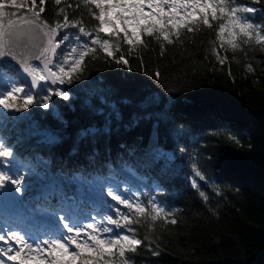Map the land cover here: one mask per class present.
<instances>
[{
    "label": "trees",
    "instance_id": "1",
    "mask_svg": "<svg viewBox=\"0 0 264 264\" xmlns=\"http://www.w3.org/2000/svg\"><path fill=\"white\" fill-rule=\"evenodd\" d=\"M23 4L31 7L32 0ZM235 5L253 7L242 15L264 34V0H235ZM41 6L35 0V9ZM43 7L51 24L67 15L77 25L60 29L72 40L61 48L89 47L63 84L31 89L34 102L27 108L22 93L9 101L17 107L0 105V136L13 152L0 157V171L22 177L23 185L19 193L0 188V208L6 209L0 223L51 241L52 226L87 223L92 214L101 229L142 241L135 252L126 247L124 259L134 257L132 264H264V44L255 43V33L248 44L238 38L241 47L233 50L226 31L221 45L217 31L224 19L217 12L216 20L209 15L211 28L201 22L190 25L192 31L183 23L171 30L169 44L162 36L156 39L159 33L142 31L147 21H141L140 28L126 29L136 34L132 44L125 42V27H108L119 37L99 32L101 40H109V55L91 44L99 26L91 0H45ZM202 19L199 10L190 17ZM79 26L92 35L81 33L75 40ZM12 86L29 87L6 70L0 91ZM117 187L131 202L148 209L155 202L171 215L155 221L137 215L107 195ZM122 215L140 220L129 225L134 232L107 220L112 216L123 225ZM12 247L9 255L22 245ZM104 250L113 253L105 257L109 264H121L118 245ZM26 254L37 255L35 245L31 253L27 248L20 253ZM81 255L92 259L95 253L85 249ZM45 257L49 264L52 257L47 252ZM0 259L19 264L3 253Z\"/></svg>",
    "mask_w": 264,
    "mask_h": 264
},
{
    "label": "snow or ice",
    "instance_id": "2",
    "mask_svg": "<svg viewBox=\"0 0 264 264\" xmlns=\"http://www.w3.org/2000/svg\"><path fill=\"white\" fill-rule=\"evenodd\" d=\"M45 0H40L42 5L39 11H33L35 8V0H32L31 8L28 11H20L21 9L27 8L28 6L22 3H17L16 0H0V79H3L7 71H13L15 68L16 57H21V62L23 63V72L28 73L31 77L30 85L28 90L25 91L24 87L12 86L4 91H0V105L4 108L17 107L15 103H10L9 101H15L19 94H23V107L27 108L29 104L34 102V98L31 92V87L39 85L41 88L46 87L45 85H40V81H50L52 84L65 82L66 77H71V73L77 69V67L83 62L85 55L87 54L88 44L81 46V51L77 52L76 47L69 48L65 51L61 48L62 44L65 42L71 43L69 33H60V29H67L69 27L77 28L76 23L70 22L67 15H64L62 21H56L55 26L48 24V21L42 17V13L45 12L43 7ZM59 4L60 0H55ZM91 3L99 10V14H93L94 18L99 22L97 36L92 39L91 44H99L100 48L107 52L109 55V40L100 39L99 32H104L106 36H117L119 37V32L113 31L111 33L107 32V27L116 29L120 23L125 25L124 29V39L126 43H133V33L129 35L126 30L129 25V18H126L124 11L131 12L130 20L135 24L137 28L141 27V21H147L143 24L142 31L148 35H153L159 33L156 36L157 40H160L161 36L163 40L171 44L173 41L170 39V31L173 29H178L183 23L188 28V31H192L193 28L190 26L193 23L199 24L202 22L203 25L211 28L212 23L210 22L209 15H211L212 20H216L217 12L220 13L221 18L224 22L218 25L217 38L221 40V45H223L224 34L227 31L229 39L227 43L231 46L233 50L241 47V44L237 43V39L240 38L244 44L251 43L253 40V34L255 33V43L264 44V34L256 29L253 24L248 21L251 19L250 16L242 15L243 13H252L254 11L253 7H237L235 5V0H229L228 3L225 0H218V3L214 4L212 0H137L135 3H126L124 0H91ZM121 9V12L116 15L115 18L111 17L109 13L113 9ZM159 12H156V9ZM179 10H183V15ZM199 10V13L203 15L202 21L193 22L190 17L193 13ZM210 10V12H209ZM61 12L63 9L60 10ZM17 17L18 19H14ZM107 17V18H106ZM179 17V19H177ZM22 18V19H19ZM5 24H7V31L5 29ZM171 25V29L168 26ZM33 33L42 32L43 38L46 39V43H42L41 50L38 54H34V59L39 61L43 57V70L38 66H32L27 60L23 59L22 53H19L17 49L24 48L29 45L31 36L28 30ZM92 35L90 32H85L83 26L78 27V31L74 34V39L79 41L81 39L80 34ZM59 36V39L57 37ZM177 38L179 37V32L176 33ZM246 38V39H244ZM138 39V37H137ZM61 48L59 55L63 58L61 63L57 64L56 67L58 71H53L49 65L53 63V57L57 56V49ZM118 48V45H117ZM215 51V49H214ZM71 58V63L69 59ZM219 58V57H218ZM123 60V57H120ZM118 60L117 62H120ZM223 63V60L220 61ZM68 69L66 71L65 66ZM250 67V66H249ZM155 75L159 76L160 73L157 71ZM57 95L68 99V95L65 91L58 90ZM45 108L48 107L47 103L43 105ZM10 146H6L2 139H0V157H12L13 152L9 151ZM195 176L199 177L201 180L204 179L200 171L195 172ZM22 177L9 175L6 176L3 171H0V188L6 189L8 192H22L23 185L21 184ZM193 186H197L195 179L192 180ZM119 193V188L113 191L111 188L108 190L107 195L113 200L117 201L119 204L124 205L127 209L133 210L139 216H146L150 218L151 221H155L158 217L163 216L167 218L171 215V211H166L164 207L160 206L158 203L152 202L151 209L146 208L140 203H133L129 198H126ZM201 196H205L204 192H200ZM121 219L124 221L122 225L120 221L114 220L112 216H108L107 220L109 223L116 225L117 228L126 229L127 232L132 233L135 229L129 227L132 223H140V220L133 221L128 215H122ZM171 223L175 224L176 220L172 219ZM87 228L92 229L93 232L99 233H110L108 238H101L99 235H94L93 233H86V239L82 242L78 240L82 228H76L75 236L64 237L63 234L56 239L51 241L42 240L35 241L33 243H28L25 235H22L19 231L13 229H5L0 227V241H6V238L11 239L16 244L22 245V247L15 250V255H9L13 251L11 244H8L7 248L0 247V253H3L9 261H19V264H32L35 260L38 264H44V259H42L43 253H49L52 257L49 264H75L76 261H80V264H109V261L105 257H111L113 253L105 252L104 246L112 245L119 246L118 255L121 260V264H132L133 258H125L126 247L135 252L136 245L141 244V240L135 238V236H130L127 234H122L113 228H96L92 224H88ZM74 229L69 227L68 232H73ZM33 245H35V252L37 255L32 256L26 254L25 257H21L20 253L24 251L25 248L29 250V253L33 251ZM47 245L48 247H44ZM74 245V247H72ZM72 250L69 251V248ZM88 249L90 252L95 253L92 259L84 256L81 253ZM59 253V255H57ZM67 257V259H65ZM0 264H5V261L0 259Z\"/></svg>",
    "mask_w": 264,
    "mask_h": 264
},
{
    "label": "rangeland",
    "instance_id": "3",
    "mask_svg": "<svg viewBox=\"0 0 264 264\" xmlns=\"http://www.w3.org/2000/svg\"><path fill=\"white\" fill-rule=\"evenodd\" d=\"M16 2L17 3H22L23 4V2H24V0H16ZM124 2H126V3H129V4H131V3H135V2H137V0H124ZM26 5V4H25ZM28 6V5H27ZM121 12V9H119V8H117V9H113L111 12H110V14H111V16L113 17V18H115L116 17V15L117 14H119ZM254 12V11H253ZM131 12H128V11H124V15L126 16V18H129V25H128V27L127 28H129V29H132V28H134L135 27V24L130 20V16H131ZM118 27L119 28H123V27H125V25L123 24V23H120L119 25H118ZM107 31L109 30V28L107 27V29H106ZM33 66H38V67H40V69L41 70H43V68H42V66L41 65H39V64H37V63H33L32 64ZM0 139H2V137L0 136ZM3 140V139H2ZM113 191H115L114 189H113ZM94 203V205H96L95 204V202H93ZM0 211L1 212H3V213H6V209L5 208H0ZM61 216H63L64 217V215L63 214H61ZM89 221L87 222V223H85V222H80V223H78L77 225H70L68 222H66V221H62L61 222V228L59 227H57V226H52L51 227V229L54 231V238L53 239H56V238H59L62 234H63V236L64 237H69V236H75L76 235V232H75V229L76 228H82L83 229V231L81 232V234H80V236L78 237V238H80L81 240H84V239H86L87 237H86V233H93L94 235H95V233H99V232H93V230L92 229H89V228H87V225L88 224H92L94 227H96V228H101V223H99L97 220H96V218H95V216L94 215H90L89 216ZM0 227H4L5 229H11V226L10 227H6V226H3L1 223H0ZM69 227H71V228H73L74 229V231L73 232H68V228ZM17 231H19V230H17ZM22 235H25V237L27 238V233H24L23 231H19ZM101 235H103V237L104 238H108L111 234L110 233H100ZM34 237H36V240L39 242V241H41V238L40 237H38V236H36V235H33ZM27 240V239H26ZM8 244H11L12 246H14V247H16V243L14 242V241H12L11 239H8V238H6V241H0V247H4V248H6L7 246H8ZM73 247V246H72ZM72 247H70L69 248V251H71L72 250ZM44 261H47V259H44Z\"/></svg>",
    "mask_w": 264,
    "mask_h": 264
},
{
    "label": "water",
    "instance_id": "4",
    "mask_svg": "<svg viewBox=\"0 0 264 264\" xmlns=\"http://www.w3.org/2000/svg\"><path fill=\"white\" fill-rule=\"evenodd\" d=\"M28 8H31V7L28 6L27 8L21 9L20 11H28ZM32 10L33 11H39V10H37L35 8L32 9ZM42 17L44 19H46L43 15H42ZM14 19H18V18L14 17ZM19 19H22V18H19ZM48 24L51 25V26H55V25L51 24L49 21H48ZM5 29H6V31L8 30L7 29V24H5ZM28 31H29V34L31 36V40L29 42V45L27 47L17 49V51L19 53H22L23 59L27 60L29 64L32 65L33 63H37V64L41 65L42 68H43V57L41 58V60L37 61V60L34 59V54H38L40 52L41 45H42V43H46V39L43 38V33L42 32L33 33L30 29ZM57 39H59V36L57 37ZM58 51H59V48L57 49V54H58ZM52 59H53V63L51 65H49V67H51L53 69V66H54V64L56 62L57 56H54ZM53 71H55V70L53 69ZM9 72L16 73L21 80H23L28 86L30 85L31 77L28 75V73L23 72V63L21 62V57L20 56L16 57L14 70L13 71H9ZM43 83H46V84H48L50 86H55L57 84V83L56 84H52L50 81H47V82L40 81V85H43ZM39 88H40L39 85L31 87V89L33 91H37Z\"/></svg>",
    "mask_w": 264,
    "mask_h": 264
}]
</instances>
